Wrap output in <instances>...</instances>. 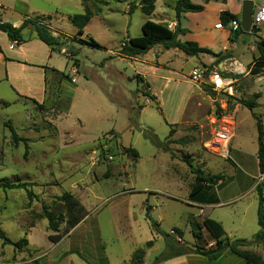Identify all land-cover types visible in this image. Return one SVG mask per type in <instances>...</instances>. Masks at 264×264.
Masks as SVG:
<instances>
[{
    "label": "rangeland",
    "instance_id": "rangeland-1",
    "mask_svg": "<svg viewBox=\"0 0 264 264\" xmlns=\"http://www.w3.org/2000/svg\"><path fill=\"white\" fill-rule=\"evenodd\" d=\"M139 2L0 0L6 7L4 18L11 23L21 14L34 15L36 8L58 13L64 32L53 28L49 17H40L60 37L63 44L56 49H64L67 54L54 55L66 71L51 73L43 102L19 95L11 83L0 80V181L34 182L30 188L36 195L30 200L25 189H0L1 229L14 241L28 238L21 251L0 240V264H33L35 259L43 262V258L48 264H152L165 242L153 231L147 207L163 230L173 233L172 228L178 227L183 240L190 244L214 246L215 242L209 243L212 237L208 232L195 238L193 231L204 213L192 208L190 199L207 202L219 196L218 188L222 192L219 198H230L238 185L237 164L248 177H239L242 185L239 183L236 192L248 190L247 199L252 202L245 225L258 229L256 191H249L255 182L262 183L258 180V130L252 113L264 112V95L259 99L261 108L250 109L242 102L254 99L259 90L264 92V72L261 76L236 72L242 67L233 72L224 70L225 76L234 78L233 94L218 93L208 84L191 81L189 72L198 60L180 51L185 58L179 56L173 66L181 74L158 71L173 80L163 86L161 79H153L150 88L137 75L144 65L118 56L124 41L142 35L147 16L139 8L129 12L130 4ZM84 4L93 16L84 34H78L70 16L83 13ZM259 28L260 32L252 34L254 40L264 36V23ZM90 37L103 48L86 43ZM219 52L229 57L221 60L211 54L212 70L220 69L222 61L233 66L231 63L239 60L245 71L258 55L249 43ZM151 91L158 99L153 100ZM227 97L229 109L221 112L220 104ZM215 114L228 120L232 116L234 121V134L225 153L214 144L215 125L221 124L214 123ZM148 131L157 134L173 154L148 140ZM186 158L208 174L225 175L228 183L218 187L211 183L191 197L195 174ZM64 192L73 193L81 201L89 212V221L70 237L65 235L52 243L48 235L54 232L47 230L42 208L66 216L60 199ZM226 209L228 206L216 208L210 217L226 215ZM64 227L65 223L61 224L60 233ZM250 249L264 259V243Z\"/></svg>",
    "mask_w": 264,
    "mask_h": 264
},
{
    "label": "crops",
    "instance_id": "crops-1",
    "mask_svg": "<svg viewBox=\"0 0 264 264\" xmlns=\"http://www.w3.org/2000/svg\"><path fill=\"white\" fill-rule=\"evenodd\" d=\"M176 1L177 0H157L155 3L156 7L154 12L151 15H146L147 20L153 19L152 21L167 25L172 30H174L179 25L181 28H185L188 30L187 32L178 35V38L180 40L195 41L198 43L199 46L207 47L211 49L213 52L226 51L227 47L229 46H232L233 48H237V46H239V43H243V44L249 43L251 46V51H256L257 43L260 41V39H264V36L259 35V37H257L258 39L255 37L254 40L252 38L253 33L246 32L239 37L238 41L233 42L230 39V30L224 28L221 25L220 14L223 10H228L231 13L239 14L241 16L243 0H226V1L209 0L208 2L205 0H191L193 3L203 5L204 9L198 12H182L180 18L176 17V13L174 9L176 5ZM253 1H254V11L258 6L264 5V0H253ZM5 10L6 7L0 4V19L3 22H9L7 19L4 18V13H6ZM33 13L34 15H31V17L34 16L49 17L51 26L53 28H57L59 32L63 31L61 27H59L61 18L58 15V13L53 15L51 14V10H48L46 8H36L33 11ZM21 15H22L21 18L12 21V24L14 26L16 27L20 26L23 20L25 19V17H27L29 14H21ZM219 34L221 38H218ZM22 35H23V40L20 43H17L15 41H12L8 37L7 33L0 30V80H6L7 82L11 83L13 88L19 93V95L25 96L37 102H43L46 97L47 81L51 73L54 70H58L61 72L66 71L63 70L57 64V62L54 60V55H57V53L60 54H66V53L64 52V49L60 51L58 49L53 50L49 45H47L45 42L40 40L37 37L36 32L33 30L32 25H28L24 27L22 29ZM253 40L254 42H251ZM156 46H154L147 53L139 55L138 58L136 59L130 58L131 60H134L136 63H139L138 65L140 66L144 65L142 69L141 68L139 69L137 75H139L142 78V81L145 82L147 85H149L150 88H151V83H153L152 82L153 79H157V78L161 79L162 80L161 85L163 86H165L169 81L173 80L172 79L173 77L165 78V75L162 73L161 74L163 76H160V74H157L158 71H164V72L175 73L176 75H180L181 73L177 70L179 68L174 67L173 63L179 56L181 57L185 56L179 53L181 50L178 48L165 49L162 46L159 45ZM167 51H169L170 53H166ZM194 57L197 58L198 64L194 65L193 68L203 64L210 65L214 60L211 54H207V53H201L199 56H194ZM120 58L125 59L123 57ZM218 66H220V63ZM241 66L242 69H239L238 70L239 72L244 71L243 65ZM225 67H226V63L223 66V68ZM151 92L153 93L152 95H155L156 98L158 99L156 92L155 93L153 91ZM256 93H260V97L257 100L258 104L255 108H261L260 107L261 102L259 101V99L263 97L264 92L259 90ZM189 96L187 97V100L189 99ZM252 114L258 115L263 122L264 112L252 113ZM255 150L257 149L255 148ZM257 158H258V150H257ZM236 168L238 169V171L235 172L236 175L235 181H237L239 186L236 184L234 193L230 196V198L228 196L225 199L221 197L219 198L222 192L218 188L219 196L214 195L213 198H211V200L208 199L207 202L196 201L195 199L191 198L190 206H192V208H199L201 209L200 211L204 213L202 220L199 223H203L204 218L210 217V215H212L213 211L216 208H224L228 206V209H226L227 210L226 213H224L226 215L217 214L218 216L212 218L219 221L223 225L225 232L229 237L250 239L253 237V235L256 232H258L259 225H258V229L257 228L252 229L251 227L248 226L246 228L245 225V220H247L246 212L248 208L251 206L252 202L248 201L247 199L248 190H245V192L240 194H237L236 191L242 185V183L238 182L239 177L246 178L248 177V175L245 173L246 170L243 171L244 169L241 166H238V164ZM223 176L224 179L219 181L216 180L211 181L208 184H206L205 187L209 186V184L211 183H214V185H217V187L223 185L226 182L228 183V180L226 181L225 175ZM262 176H263L262 183L264 184V173H261L260 171V176L258 180H260ZM253 179L256 178L253 176ZM257 184L258 181L255 182V184H253V187L251 186L249 188V191L250 190L256 191ZM205 187L203 188V190H205ZM216 194H218L217 191ZM254 204L256 208V219L258 223L257 192H256V199ZM89 216L90 215L86 216L77 226H75L67 234L66 238L70 237L78 229L84 226V224H86L89 221L88 220ZM227 224L229 225V228L226 227ZM244 231H247V233H245ZM202 232L204 236H207L206 232L208 231L205 227L202 228ZM208 234L210 233L208 232ZM29 242L30 244H32L30 238H29ZM213 242H215V239L212 237V240L209 241L210 245L213 244ZM243 248L250 249V246ZM47 260L48 259L45 260L43 258V262L41 259L39 264H48ZM93 264H98V263H93ZM157 264H251V263H248L244 258L233 253L231 250H227L218 260L215 261L208 260L201 255L190 254V255H182V256L174 257L172 259L159 262Z\"/></svg>",
    "mask_w": 264,
    "mask_h": 264
},
{
    "label": "trees",
    "instance_id": "trees-1",
    "mask_svg": "<svg viewBox=\"0 0 264 264\" xmlns=\"http://www.w3.org/2000/svg\"><path fill=\"white\" fill-rule=\"evenodd\" d=\"M157 0H140L139 5L136 3H131L129 7V12L134 11L137 8L145 15H151L155 10V3ZM209 1V0H205ZM226 1V0H222ZM139 6V7H138ZM176 17L180 18L182 12H198L204 9V6L201 4L193 3L191 0H177L175 5ZM96 10H99V7H96ZM93 16V12L89 6L84 4V12L77 13L70 16V20L74 26L77 27L78 34H84L86 25L90 22ZM232 20H240L239 14L231 13L228 10H223L220 14V23L224 28L230 29V39L233 42L238 41L239 37L246 33L242 30L241 26L238 29L233 30L230 27ZM28 25H32L33 30L36 32L37 37L45 42L51 47V49H61L63 44L60 40V37L54 35L50 28V25L44 22L40 16H27L23 20L22 24L18 27L14 26L10 22H3L0 19V30L7 33L8 37L17 43H20L23 40L22 29ZM188 30L181 28L179 25L174 29H170L167 25L162 23L154 22L152 20H146L142 25V35L139 37H129L126 41L123 42L122 46L118 50V56L123 58H137L139 55L147 53L154 46L160 45L165 49L178 48L183 51L185 54L190 56H199L201 53L214 54L216 57L224 60L229 57V55L222 53H215L207 47H201L195 41H182L178 38V35L185 33ZM91 46L103 48L92 37L89 38V41H86ZM258 56L255 57L254 61L248 66L250 73L252 75H261L264 72V39H260L257 43ZM60 51V50H59ZM207 67L208 70H212V65L203 64ZM53 72H61L54 70ZM63 72V71H62ZM224 75V72H223ZM225 76V75H224ZM156 99V96H151ZM260 97V93L254 94V99H245L242 104L250 109L255 108L258 104L257 100ZM256 119V126L258 130V158H259V168L261 173H264V125L262 119L254 114ZM172 126L173 124H169ZM12 134L15 136V140H18L16 131L13 127ZM173 129L171 128L170 134H172ZM145 137L150 140L157 147H160L166 151L172 152L171 149L163 143L157 134L152 133L151 131L146 132ZM26 142L25 139H22ZM176 142V141H171ZM17 144V141H16ZM27 144V142H26ZM173 154V152H172ZM133 155L137 156V151H133ZM185 161L188 162L191 171L195 174V182L191 188L190 196H194L200 193L203 188L211 181H219L224 179L223 174H208L200 168H195L193 164L187 158ZM34 182L30 181H0V189H25L30 200H32L36 195L30 186L34 185ZM256 192L258 195V207H257V217L259 230L256 232L252 238H231L229 237L223 225L210 217H206L203 220V223H198L197 230H194L195 238H202L203 232L202 228L205 227L210 235L215 239L216 244L210 247H203L198 244H190L189 242L183 240V231L178 227L172 228V232H167L163 230L160 224L152 217L150 214V207H147V217L151 222L153 231L163 237L165 242V247L161 253L155 256L152 264H157L161 261H166L174 257L182 255L197 254L205 257L208 260L215 261L218 260L227 250H231L233 253L244 258L248 263L251 264H264V259L258 253L245 249L243 247L251 246L254 244L264 243V184L258 183L256 186ZM60 199L63 201L66 216L57 215L52 210H49L46 206L42 208V215L47 219V230L52 231L48 235V239L53 242H59L65 235H67L75 226H77L88 214V210L81 203V201L71 192H64ZM65 223L64 231L60 233L61 224ZM0 240L4 245L11 244L14 247V251H21L22 247L28 244V238L22 237L16 241L9 238L6 233L0 227ZM149 244L151 241L148 242ZM33 264H39L38 260L35 259Z\"/></svg>",
    "mask_w": 264,
    "mask_h": 264
},
{
    "label": "built area",
    "instance_id": "built-area-1",
    "mask_svg": "<svg viewBox=\"0 0 264 264\" xmlns=\"http://www.w3.org/2000/svg\"><path fill=\"white\" fill-rule=\"evenodd\" d=\"M264 23V5H260L256 8V10L253 12V24L257 27H260V25ZM240 26V20H232L230 23V27L233 30L238 29ZM225 70L227 72H233L234 70L231 69V66L229 64H226ZM239 72V71H236ZM250 70L248 68H245V71L239 72L241 74L244 73H249ZM189 78L191 81L196 83L197 85L199 84H208L213 91L215 92H229L230 94H233L232 92V85L234 82V78L232 77H227L223 75V72L218 68L216 70H208L207 67L200 65L197 67H194L191 72ZM229 98L227 97L226 99L222 100L220 107H221V112L227 111L229 109ZM231 119L228 120L225 117H220V115H214V123L220 122L218 126L215 125L214 128V135L215 138L217 139V142L214 144L220 145V153H225L226 152V147L227 144L230 142L233 134H234V121L232 116H230ZM261 180L263 179V176L260 178Z\"/></svg>",
    "mask_w": 264,
    "mask_h": 264
},
{
    "label": "water",
    "instance_id": "water-1",
    "mask_svg": "<svg viewBox=\"0 0 264 264\" xmlns=\"http://www.w3.org/2000/svg\"><path fill=\"white\" fill-rule=\"evenodd\" d=\"M254 1L243 0L242 11L240 16V26L244 32L257 34L261 29L253 24ZM226 61L220 63V70L223 72Z\"/></svg>",
    "mask_w": 264,
    "mask_h": 264
},
{
    "label": "bare ground",
    "instance_id": "bare-ground-1",
    "mask_svg": "<svg viewBox=\"0 0 264 264\" xmlns=\"http://www.w3.org/2000/svg\"><path fill=\"white\" fill-rule=\"evenodd\" d=\"M231 65H233V66H231V69H233V70H237V69H239V68H241L242 66V64L239 62V61H236V62H234L233 64L231 63ZM233 67V68H232Z\"/></svg>",
    "mask_w": 264,
    "mask_h": 264
}]
</instances>
